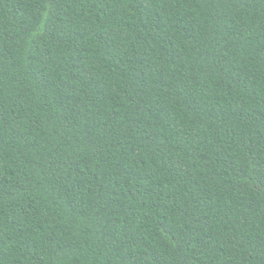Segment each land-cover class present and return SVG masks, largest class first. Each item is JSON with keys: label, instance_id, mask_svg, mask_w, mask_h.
<instances>
[{"label": "trees", "instance_id": "trees-1", "mask_svg": "<svg viewBox=\"0 0 264 264\" xmlns=\"http://www.w3.org/2000/svg\"><path fill=\"white\" fill-rule=\"evenodd\" d=\"M0 264H264V0H0Z\"/></svg>", "mask_w": 264, "mask_h": 264}]
</instances>
